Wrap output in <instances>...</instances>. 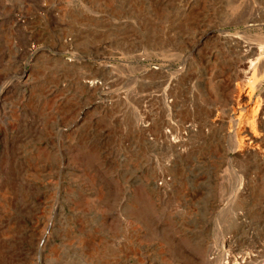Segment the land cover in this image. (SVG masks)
<instances>
[{
	"label": "rangeland",
	"instance_id": "rangeland-1",
	"mask_svg": "<svg viewBox=\"0 0 264 264\" xmlns=\"http://www.w3.org/2000/svg\"><path fill=\"white\" fill-rule=\"evenodd\" d=\"M67 34L90 55L187 40L201 122L218 100L230 107L236 99L242 111L243 225L159 217L165 208L140 185L121 212L122 185L87 169L95 156L74 146L63 153L59 83L74 68L23 51L32 42L62 51ZM242 42L260 49L246 77ZM53 66L60 72L47 73ZM0 96V264H213L224 232L247 250L261 242L264 261V0H0ZM118 211L125 217L110 216Z\"/></svg>",
	"mask_w": 264,
	"mask_h": 264
},
{
	"label": "built area",
	"instance_id": "built-area-1",
	"mask_svg": "<svg viewBox=\"0 0 264 264\" xmlns=\"http://www.w3.org/2000/svg\"><path fill=\"white\" fill-rule=\"evenodd\" d=\"M17 21L25 24L23 18ZM62 40V51L32 42L23 53L53 57L77 75L59 83L63 153L74 146L95 156V165L87 169L104 171L111 178L107 185H122L120 203L127 204L140 185L165 208L159 217L231 219L243 225L242 111L236 99L230 107L218 100L206 107L209 113L201 122L190 73L192 52L168 46L90 55L76 48L74 36ZM203 154L217 162L203 164ZM195 159L201 163H191ZM112 172L122 177L119 182ZM202 201L207 204L203 214L197 206ZM113 215L125 217L119 211ZM221 240L208 256L211 263L263 264L261 242L247 250L228 232Z\"/></svg>",
	"mask_w": 264,
	"mask_h": 264
},
{
	"label": "bare ground",
	"instance_id": "bare-ground-1",
	"mask_svg": "<svg viewBox=\"0 0 264 264\" xmlns=\"http://www.w3.org/2000/svg\"><path fill=\"white\" fill-rule=\"evenodd\" d=\"M17 21V20H16ZM18 22H20V21H17V23ZM19 24H21V23H19ZM223 39H228V40H230L231 41V43H233V41H235V39H234V37H232V36H225V37H223ZM58 40L62 43V47L64 46V42H63V40L62 39H60V38H58ZM184 42V43H183ZM237 42V41H236ZM15 47V46H14ZM168 47V46H167ZM171 49H174V50H176L177 52H185V51H189V50H192V48L191 47H187V40L185 39V38H176L174 41H173V43L169 46ZM50 49L51 50H53L51 47H50ZM181 49H182V51H181ZM17 50H19V49H17ZM240 50H241V52H242V56H241V59L242 60H240L239 61V63H240V65L242 64V67H241V69H240V72H241V74H242V76L243 77H246V75H248L250 72H251V66H252V63H251V58L252 57H254V56H257L258 57V55H259V53H260V49H259V47H256V46H254L253 44H245V42H242V43H240ZM15 52H17L16 50H15ZM47 61H49V62H51V63H54V64H56V66H58V64L60 65V70L62 69V66H61V63L57 60V61H55L54 60V58L53 57H47V60H46V64H49V63H47ZM56 66H53V67H51V68H49V70L47 71V73L48 72H51L53 69L55 70V72H60V70H59V68H57ZM67 68H68V70H70L71 68H70V66H67ZM71 74H73L76 78H77V75L75 74V72H71ZM193 78H194V80H195V77L193 76ZM251 78V77H250ZM1 97V96H0ZM2 101V99L0 98V102ZM262 103L264 104V96H263V98H262ZM261 113H262V115H264V108L262 109V111H261ZM202 162V161H201ZM201 162H199L198 160H193L191 163H201ZM251 179H254V177L253 176H251ZM135 182H137V183H140L142 180L141 179H138V178H136L135 180H134ZM251 192L253 191L252 189L250 190ZM249 194V191H248V189L245 187V189H244V197L246 196V195H248ZM201 201V200H200ZM206 203L204 202V201H202V202H198V204H197V206H199L200 207V209L201 210H199V212L201 213V214H203L204 212H205V210H206ZM127 205L126 204H124L123 206H122V209H121V212H124L125 211V207H126ZM203 207V208H202ZM113 214H116V213H113ZM112 217H116V216H112ZM244 217V216H243Z\"/></svg>",
	"mask_w": 264,
	"mask_h": 264
}]
</instances>
